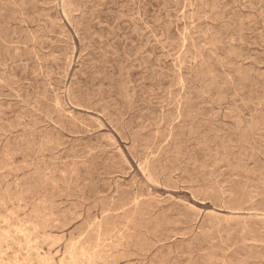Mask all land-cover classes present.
Returning <instances> with one entry per match:
<instances>
[{
  "label": "rangeland",
  "instance_id": "rangeland-1",
  "mask_svg": "<svg viewBox=\"0 0 264 264\" xmlns=\"http://www.w3.org/2000/svg\"><path fill=\"white\" fill-rule=\"evenodd\" d=\"M0 264H264V0H0Z\"/></svg>",
  "mask_w": 264,
  "mask_h": 264
}]
</instances>
